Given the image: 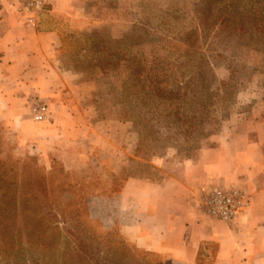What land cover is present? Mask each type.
Wrapping results in <instances>:
<instances>
[{"label":"rangeland","instance_id":"374dc122","mask_svg":"<svg viewBox=\"0 0 264 264\" xmlns=\"http://www.w3.org/2000/svg\"><path fill=\"white\" fill-rule=\"evenodd\" d=\"M74 12L82 25L58 20L55 58L72 133L54 126L60 108L36 122L34 102L0 104V264H170L110 227L104 196L264 117V0H80ZM148 86L173 99L135 91Z\"/></svg>","mask_w":264,"mask_h":264},{"label":"crops","instance_id":"0c3cea01","mask_svg":"<svg viewBox=\"0 0 264 264\" xmlns=\"http://www.w3.org/2000/svg\"><path fill=\"white\" fill-rule=\"evenodd\" d=\"M18 2L0 0V104L11 111L31 102L60 108L54 126L70 135L77 122L67 111L74 105L55 58L61 43L58 20L82 25L74 12L80 0H50L36 26L26 23ZM232 183L247 189L248 208L231 223L204 215L200 188ZM104 199L112 207L110 227L162 261L264 264V117L200 149L166 177H128L118 193Z\"/></svg>","mask_w":264,"mask_h":264},{"label":"built area","instance_id":"2783aa9c","mask_svg":"<svg viewBox=\"0 0 264 264\" xmlns=\"http://www.w3.org/2000/svg\"><path fill=\"white\" fill-rule=\"evenodd\" d=\"M49 4L50 0H19L17 9L28 25L36 26L40 14ZM32 114L36 122H45L49 120V106L43 102H34ZM198 203L204 215L231 223L240 212L248 208L250 196L247 189L236 183L212 188L202 187L199 190Z\"/></svg>","mask_w":264,"mask_h":264},{"label":"trees","instance_id":"16d2710c","mask_svg":"<svg viewBox=\"0 0 264 264\" xmlns=\"http://www.w3.org/2000/svg\"><path fill=\"white\" fill-rule=\"evenodd\" d=\"M135 91H136V93H139L141 95L140 97H143L145 99H153V100H158L159 98L165 99V100H172L173 99L172 94L171 95H165V96H158V94L154 91V87H152V86H148L147 89H145V90H143L142 88H136ZM158 107L160 108L161 106H158ZM166 107H169V106L167 105ZM159 108H156V109H159ZM167 109H169V108H165V110H167ZM149 111L153 112V108H151ZM1 210L6 211L8 209L5 207H1ZM5 227H7V226H5ZM5 230H6L5 228L0 226V241H2L6 236V235H2V234H7V232H4Z\"/></svg>","mask_w":264,"mask_h":264}]
</instances>
